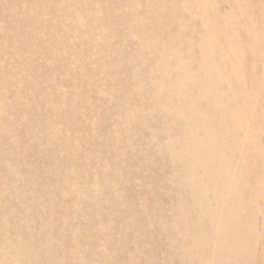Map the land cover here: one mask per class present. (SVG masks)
<instances>
[{
	"label": "rangeland",
	"instance_id": "374dc122",
	"mask_svg": "<svg viewBox=\"0 0 264 264\" xmlns=\"http://www.w3.org/2000/svg\"><path fill=\"white\" fill-rule=\"evenodd\" d=\"M2 1L5 3L2 11L10 14L12 10L6 4L7 0ZM174 1L178 4L188 0ZM210 1L219 6L222 0ZM226 1H229L228 19L237 40L230 42L233 49L228 56L231 58L229 65L221 61V56L214 58L221 68L217 91L221 95V104L230 102L225 106L232 119L247 122L238 134L248 135L246 152H249L240 150L237 164L250 180V203H254V209L257 207L255 214L251 212V264H264V0ZM114 2L121 5L112 9L98 8V21L87 17L85 11L79 16L82 18L79 22L88 28L89 24L96 27L94 31H88V37L95 41L94 49L103 48L100 54H92L93 74L91 68H83L85 79L90 74V82L76 84L78 73L71 69L69 73H63L64 78L59 73L58 77L55 75V78L43 81V84H51L50 90L41 83L39 64L35 62L39 55L33 48L24 42L23 49L18 51L17 48L20 54L16 57L11 53L12 48L0 46V55L7 52L6 58L2 57V62L7 60L6 63L0 65V104L2 100L5 103L0 108V158L3 159L0 163V264H117L118 250L131 246L132 231L146 219L154 218L148 212L150 178L163 177L168 169L174 145H168L164 137L174 135L178 129L169 128L174 123L172 115L167 117L157 113L156 109L148 110L150 108L143 106L139 90L148 94V80L134 70L126 73V57L139 60L137 54L133 55V49H129L124 31L130 26L127 17L137 9L133 6L134 0ZM204 10L207 12V7ZM18 12L17 25L20 23L21 26L17 27V38L27 33L33 41L32 32H27L28 28H24L22 22L24 12L20 9ZM217 24L220 25L218 18ZM38 25L41 22L35 27ZM175 25L170 22L166 32L173 30ZM46 27L47 24L43 26ZM59 30L62 35L66 32L63 26L51 28L50 32L56 34ZM116 34L117 39L114 38ZM246 35L254 39L244 42ZM177 41L179 39L174 42ZM44 42L54 44L50 39H43L38 44L41 46ZM58 49L53 46L47 50ZM73 55H79L77 49ZM154 57L156 59V55ZM164 59L167 67H164V74L175 84L178 75L182 74L176 76L177 61L172 64L168 58ZM119 67H122L120 71ZM117 79L126 81L133 90L126 89L124 93L121 87L113 88ZM60 81L65 89L62 87L59 93L66 94V101L72 108L68 106L64 110L71 109L75 121L63 130L66 140L60 137L51 146L43 139V98L49 94L48 110L51 117H57L60 108H65L56 97L55 87ZM66 85L73 88L72 92ZM193 91L187 88L184 92ZM111 94L117 101L120 98L118 105L124 102L128 106H138L135 102H140L142 106L126 109L118 115L115 109L107 106ZM172 107L190 115V108L184 101H176ZM193 111L199 114L202 107L195 104ZM257 147L262 153L255 156ZM20 150H24L22 156ZM201 182L208 184L206 180ZM238 187L245 190L240 182ZM192 189L196 196L201 195L195 183ZM132 260L133 254H126L119 261L128 264Z\"/></svg>",
	"mask_w": 264,
	"mask_h": 264
},
{
	"label": "bare ground",
	"instance_id": "6f19581e",
	"mask_svg": "<svg viewBox=\"0 0 264 264\" xmlns=\"http://www.w3.org/2000/svg\"><path fill=\"white\" fill-rule=\"evenodd\" d=\"M6 4L12 10L8 15L2 11L5 3L0 0V46L12 48L11 53L16 57L20 54L17 48L18 51L23 49L21 46L24 42L29 48H33L39 55L35 62L39 64L41 83L50 90L51 84H43V81H49L50 78H55V75L58 77L59 73L64 78L71 69H76L75 73H78L76 84L80 85L87 80L90 82V74L85 79L83 68H91L93 74L90 66L92 54L102 52L101 46L94 49L95 41L88 37V31H94L96 28L94 24H89L88 28L83 22H79L82 20L79 17L81 12H87V17L98 21V8L112 9L121 5L114 0H7ZM228 4L229 1L226 0H222L219 6L210 0H188L178 4L174 0H134L133 6L137 10L127 17L130 26H126L124 31L127 33L129 49H133V55L137 54L139 60L132 59L133 56L126 57V73H129V70L132 73L134 70L135 73L141 74L143 79L148 80V94L139 90L143 106L150 108L148 110L156 109L157 113L167 117L172 115L174 123H171L169 128L178 130L174 135L164 137L168 145H174L168 169L163 177L152 175L150 178L148 212L154 218L146 219L140 227L132 231L131 246L126 250H118L117 264H121L119 260L126 254H133L134 258V261L128 264H251L252 213L255 214L257 207L254 209V203H250V180L245 178L237 164L240 150L246 152L249 148L248 135L238 134L239 129L246 127L247 122L232 119L233 116L225 106L230 105V102L224 105L220 103L221 95L217 86L220 84L221 68L219 62L214 60L215 56H221V61L229 65L231 58L228 56L233 49L230 42L237 40L228 19ZM19 9L24 12L21 16H24L22 22L24 28H28L27 32H32L33 41H30V35L27 33L17 38V27L20 25H17ZM217 18L220 25L217 24ZM38 22H41V27H35ZM170 22L176 24L175 28L166 32V26ZM46 24L47 27L43 28ZM61 26L66 30L64 35L60 34V30L51 34V28L60 29ZM114 38L117 39L118 34L114 35ZM43 39H50L54 44L47 41L40 46L38 42ZM176 39H179L177 43L174 42ZM250 39L254 37L246 35L244 42ZM53 46L59 49L47 50ZM75 49L79 55H73ZM6 53L0 55V63ZM22 54L26 55V52L23 51ZM78 57L81 59H77ZM164 57L172 64L177 61L176 76L182 73L178 75L175 84L164 74ZM70 65L74 67H69ZM121 68L119 67V71ZM126 76L127 74L125 78ZM119 80L122 79H117L113 88L121 87L124 93L127 92L126 89L133 90L126 81ZM62 82H57L55 90L56 97L62 101L65 108H60L57 117H51L48 110L49 94L43 98V139L51 146L56 144L60 137L65 139L63 130L75 121L71 114V103L66 101V94L59 93L62 87L65 89L64 85L59 84ZM71 85L74 86L73 83ZM187 88L195 91L184 92ZM66 89L72 92L73 88L67 86ZM0 91L2 92L1 84ZM117 100L116 96L111 94L107 99V106L115 109L118 115L126 109L134 110L135 107L142 106L140 102H135L139 103L138 106H128V103L124 102L118 105L121 101L120 98ZM176 101H184L190 108V115L186 116L182 110L174 109L172 104ZM195 104L202 107L199 114L192 112ZM4 105L2 100L0 108ZM68 106L71 109L67 112L64 109ZM116 113L115 116H118ZM107 114L114 116L109 112ZM252 124L251 121L250 126ZM22 148L25 149L24 146ZM255 152V156L262 153L258 147ZM20 153L22 156L24 150H20ZM1 161L2 158L0 163ZM203 180L208 181V184H202ZM238 182L243 184L245 190H239ZM193 183L200 196H196L192 191ZM238 205L241 207L238 208Z\"/></svg>",
	"mask_w": 264,
	"mask_h": 264
}]
</instances>
